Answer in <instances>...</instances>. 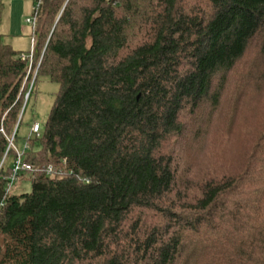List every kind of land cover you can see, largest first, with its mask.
<instances>
[{
  "label": "trees",
  "instance_id": "obj_1",
  "mask_svg": "<svg viewBox=\"0 0 264 264\" xmlns=\"http://www.w3.org/2000/svg\"><path fill=\"white\" fill-rule=\"evenodd\" d=\"M33 40L28 72L0 34V264H264V124L238 169L217 130L192 157L264 95V0H38ZM39 76L59 88L11 193Z\"/></svg>",
  "mask_w": 264,
  "mask_h": 264
},
{
  "label": "rangeland",
  "instance_id": "obj_2",
  "mask_svg": "<svg viewBox=\"0 0 264 264\" xmlns=\"http://www.w3.org/2000/svg\"><path fill=\"white\" fill-rule=\"evenodd\" d=\"M58 88V83L49 81L45 77H38L33 92L28 99L22 123L18 129V148L24 143L23 137L28 135L30 124L33 121L39 122L40 124L45 122ZM248 97L249 96L246 95L241 96L245 110L242 108L241 116L239 117L240 119L237 118L232 126L229 127L228 119L225 120L222 118L218 121L217 125L211 127L212 129H208V132H206V136H210L208 143L205 144V149L201 152L200 149H197L198 147L194 148V152H192V157L194 159L196 156L199 158L210 156L209 163L214 161L213 158L215 155L212 153L213 146H220V140L215 134L217 130L218 132H224L223 134L228 136L226 140L224 139L221 141V146H226L223 147L222 153L218 157L219 162L222 164L224 162L225 165H228L231 168L238 169L240 167L243 157L248 150V140L252 138L250 133L253 131L255 132L264 124V95H262L259 102L256 103L251 102V100L248 102L245 101ZM210 147L212 148V151L210 150ZM10 161L11 158L8 157L6 164ZM195 161L196 160H194V163H196ZM29 188V181L18 178L12 183L10 192L22 193L28 191Z\"/></svg>",
  "mask_w": 264,
  "mask_h": 264
},
{
  "label": "crops",
  "instance_id": "obj_3",
  "mask_svg": "<svg viewBox=\"0 0 264 264\" xmlns=\"http://www.w3.org/2000/svg\"><path fill=\"white\" fill-rule=\"evenodd\" d=\"M38 0H2L0 34L16 52H28L33 45L34 11Z\"/></svg>",
  "mask_w": 264,
  "mask_h": 264
},
{
  "label": "built area",
  "instance_id": "obj_4",
  "mask_svg": "<svg viewBox=\"0 0 264 264\" xmlns=\"http://www.w3.org/2000/svg\"><path fill=\"white\" fill-rule=\"evenodd\" d=\"M34 23V21H33ZM34 42V40H33ZM22 58H25L27 57L28 58V72L30 71L31 69V63H32V58H33V45H31V49L29 52H20L19 54ZM31 87V85H30ZM29 87V88H30ZM28 97V92L26 93L25 95V99H27ZM39 131H40V127H39V123L38 122H33L32 125L30 126V131H29V134L28 136L29 137H33V136H38L39 135ZM12 138H9V144H8V147H13L15 150H16V157L14 158V161H13V165H12V173H11V176L9 177L10 178V182L8 184V187H7V191L10 189L12 183L16 180L17 178V175L18 173L21 171V170H31V165L27 162H24L23 159H22V153L24 152V149L26 148V144L23 146L22 149H19L17 148L13 141H12ZM52 170L51 168V165H49L47 167V171L48 173H50ZM3 205V201H0V207Z\"/></svg>",
  "mask_w": 264,
  "mask_h": 264
}]
</instances>
